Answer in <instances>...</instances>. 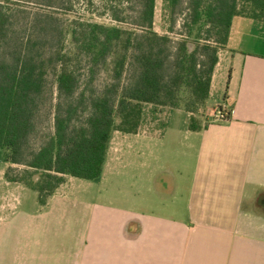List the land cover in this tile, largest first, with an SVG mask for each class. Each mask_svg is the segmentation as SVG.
I'll return each instance as SVG.
<instances>
[{
    "label": "crops",
    "instance_id": "1",
    "mask_svg": "<svg viewBox=\"0 0 264 264\" xmlns=\"http://www.w3.org/2000/svg\"><path fill=\"white\" fill-rule=\"evenodd\" d=\"M220 106L229 121L192 131L154 104V149L130 145L150 130L114 131L102 176H69L46 204L0 156V264H264V19H234L207 111Z\"/></svg>",
    "mask_w": 264,
    "mask_h": 264
},
{
    "label": "trees",
    "instance_id": "2",
    "mask_svg": "<svg viewBox=\"0 0 264 264\" xmlns=\"http://www.w3.org/2000/svg\"><path fill=\"white\" fill-rule=\"evenodd\" d=\"M128 1L137 7L134 28L122 25L129 16L118 4L108 11L118 24H66L54 12L0 4V155L10 164L6 178L36 190L42 204L69 176L99 179L112 133H138L146 103L183 109L190 130L206 129L234 19H264V0H164L170 33L183 18L175 38L155 29L157 0Z\"/></svg>",
    "mask_w": 264,
    "mask_h": 264
},
{
    "label": "rangeland",
    "instance_id": "3",
    "mask_svg": "<svg viewBox=\"0 0 264 264\" xmlns=\"http://www.w3.org/2000/svg\"><path fill=\"white\" fill-rule=\"evenodd\" d=\"M73 4V9L71 10H60L45 4V0H0V4L7 9H19L25 10L27 13H32L34 11H48L54 12L61 17L63 23H70L71 20L75 18H85L91 21L106 23V24H118L110 15L109 9L113 4H118L122 11V14L129 16V21L122 23L124 27L134 28V24L131 23L135 20L136 16V3L128 0H71ZM164 0H158L155 9V20L156 27L161 34H171L175 38L179 37L178 32L181 30V25L183 23V18L181 16L177 17V25L174 28V32L170 33L169 30L172 26L170 12L165 10ZM256 29H252L249 33L252 35L251 40H255ZM68 43H70V36L68 37ZM103 74L101 75L99 81L96 84L100 85L103 81ZM53 82V78L50 77ZM207 112V111H206ZM211 112V110H209ZM186 113V112H185ZM142 131L150 130L152 132V140L150 144L146 141L136 142L133 138L130 145H140L149 146L154 149V104L146 103L144 106L143 120H142ZM144 135V134H143ZM181 141H184L181 139ZM185 142V141H184ZM178 148V147H177ZM1 154V150H0ZM1 156V155H0ZM179 155L175 154V158Z\"/></svg>",
    "mask_w": 264,
    "mask_h": 264
},
{
    "label": "built area",
    "instance_id": "4",
    "mask_svg": "<svg viewBox=\"0 0 264 264\" xmlns=\"http://www.w3.org/2000/svg\"><path fill=\"white\" fill-rule=\"evenodd\" d=\"M206 115L214 121H229L232 118V110L225 106H220L211 112L207 111Z\"/></svg>",
    "mask_w": 264,
    "mask_h": 264
}]
</instances>
